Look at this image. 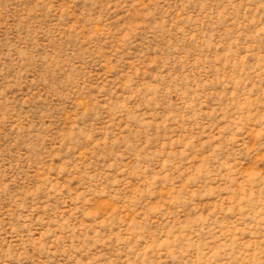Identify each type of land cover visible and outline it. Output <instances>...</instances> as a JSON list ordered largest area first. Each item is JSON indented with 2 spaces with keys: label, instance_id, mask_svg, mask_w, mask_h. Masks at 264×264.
I'll use <instances>...</instances> for the list:
<instances>
[{
  "label": "rangeland",
  "instance_id": "obj_1",
  "mask_svg": "<svg viewBox=\"0 0 264 264\" xmlns=\"http://www.w3.org/2000/svg\"><path fill=\"white\" fill-rule=\"evenodd\" d=\"M0 264H264V0H0Z\"/></svg>",
  "mask_w": 264,
  "mask_h": 264
}]
</instances>
